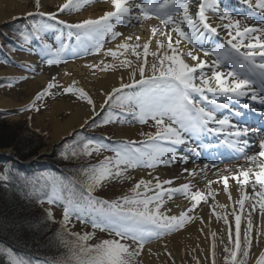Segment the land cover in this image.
Instances as JSON below:
<instances>
[{
    "label": "snow or ice",
    "instance_id": "obj_1",
    "mask_svg": "<svg viewBox=\"0 0 264 264\" xmlns=\"http://www.w3.org/2000/svg\"><path fill=\"white\" fill-rule=\"evenodd\" d=\"M87 2L88 0H64L56 11L45 12L41 11V0H35V11L28 12L27 16L46 17L67 29L68 36H75L79 45L78 51L72 55L83 51L85 55L102 53L106 57L111 56V62L101 60L99 63L88 64L87 67L101 72L123 69L128 72L130 82H125L121 76L119 86L105 93L101 109L114 103L121 113L130 114L142 125L151 121L155 131L141 132L144 139L140 141H116V146L112 148L105 143L106 136L88 137L82 148L65 146L61 156L66 160L80 155L89 156L92 152L99 153L101 150H111L114 155L105 156L96 164L82 166L79 171L83 179L71 178L65 183L63 179L52 176L45 178L52 186L48 202L63 203L60 224L62 230L72 237L64 239L61 236V242L68 250L67 255L52 264H140L139 257L145 244L152 238L184 229L186 224L196 218L193 213L201 202L209 204L217 219H222L225 225H229L227 243L223 248L224 264H247L253 240L259 244L260 237L264 235V136L259 139V150L247 154L245 150L251 147L247 137L250 133L258 134L259 129L241 128L232 123L228 116L217 118L216 111L228 109L230 105L238 104L242 98L248 97L262 107L256 108L251 103H244L243 108L248 113L234 111L232 115L242 118L239 123L254 119L253 113L264 117V25L242 26L239 19H233V12L239 10L232 0H223L224 11L219 17L221 21L227 20V23L215 26L209 23L205 10L208 7L218 9L222 0H202L194 16L187 0H110L111 10L95 18H85L75 23L58 19V13L80 10ZM235 4L246 5L252 13L264 19V0H235ZM153 18L159 23L149 28L150 35L142 42L140 36H123L115 30V24L128 25L133 20L144 22ZM249 18L252 17L245 16V19ZM169 25H172L170 30ZM184 25L187 26L186 29ZM48 27L47 24L33 23L30 30L20 33V39L25 43L33 38L40 41ZM221 29L226 32L224 42L217 44L215 48H206L203 38L209 34L210 39L218 38ZM118 37L122 38L115 49L105 48L107 39L116 40ZM152 45L154 50L150 47ZM185 45L191 47L186 50ZM68 47L63 41L56 47L43 43L40 48L41 57L49 66L59 65L64 62L63 57L67 54ZM201 53L204 57L214 56L215 59L209 63L201 58ZM129 56L135 59H130ZM54 89H59L61 94H71L78 100L86 101L92 107L93 116L97 114L92 97L83 87L78 86L75 80L67 85L59 84L55 77L35 93L26 108L39 111L38 102L43 97L54 94ZM208 93L213 94L214 98L209 99ZM204 101L207 102L206 105ZM23 110L22 108L21 111ZM109 112H112L111 107ZM112 119L110 115L102 123H110ZM87 124L88 120H85L81 128ZM205 133L223 134L224 142L237 149L244 161L231 177L223 175L217 181L209 180L206 191H193L191 183L172 186L171 179L142 177L126 193L114 199L94 195L95 190L107 180L131 179L127 176L129 169L155 168L186 159V156L178 154L180 148L188 145L193 136ZM186 150L196 151L195 148ZM225 167L228 168L227 165ZM184 171L191 176L196 174L188 169ZM230 178L239 188V198L235 200L229 189ZM213 183L223 184V192L227 195L229 204L238 206L239 212L233 207L231 213H228L225 205L216 203L218 193L213 189ZM176 194L183 195L190 201V206L178 215L171 214L165 200V197L171 200ZM210 198L212 203H209ZM246 202L250 211L247 227L242 233L241 214ZM216 207L223 211H216ZM257 209L262 223L256 227L254 236L251 215ZM51 215L49 211V218ZM73 216L81 223H90L93 232H68L67 225ZM230 217L235 221V239L229 223ZM200 220L201 223L204 222L203 217ZM97 229L107 231L112 238L102 239L94 244L87 243ZM212 236V264H216L215 233ZM148 251L151 253L152 250ZM11 264H31V261L14 257ZM255 264H264V250L260 251Z\"/></svg>",
    "mask_w": 264,
    "mask_h": 264
},
{
    "label": "bare ground",
    "instance_id": "obj_2",
    "mask_svg": "<svg viewBox=\"0 0 264 264\" xmlns=\"http://www.w3.org/2000/svg\"><path fill=\"white\" fill-rule=\"evenodd\" d=\"M43 2H47L48 0H42ZM195 1H198V4H195ZM64 2V1H63ZM62 2V3H63ZM189 4V10L195 15V13L199 10V6L202 3L201 0H187ZM255 2V0H253ZM235 3V0H233ZM222 6V3L220 4ZM219 6V7H220ZM238 9L247 11L251 16H256V19H260L261 17L256 14L252 13L250 9L246 5H238ZM43 10L46 11L47 4L43 6ZM210 11L205 10V14L208 17L209 23L213 24V26L220 24L218 21L215 20L214 12L220 11V8L208 7ZM111 10V3H95L91 6L83 9L82 12L77 14H72L68 18V22L75 23L81 19L85 18H95L99 15H102L105 11ZM32 8L26 7L22 0H0V26L8 22L9 19H13L18 17L19 15H26L28 12H32ZM259 20V21H260ZM179 22V21H178ZM138 21L133 20L130 24L125 25L124 27H119L118 30L123 34V36H140L141 42L146 40L150 35L149 28L151 26L158 25V21L156 19H152L150 21H146L143 24H137ZM264 25L262 21L255 27H260ZM172 25L168 26V30H170ZM185 29L187 28L184 25ZM203 31V29H201ZM209 35H206L203 38L204 45L208 44V42H214L215 38H209ZM226 32L225 30H220L219 38H225ZM122 37H118V39L111 43L108 48L115 49L116 45L119 43ZM175 34H173V40H175ZM60 42L63 41L64 43L68 44V49H66V53L71 55L73 52L78 51L79 45L75 39H71L68 37L61 38ZM59 42V43H60ZM154 50V45L150 46ZM191 45H185V49L190 48ZM98 55V54H97ZM202 59H206L209 63L213 60L210 57H204L203 54H200ZM36 57V56H35ZM99 57H103L106 62L109 61V56H104L102 53L99 54ZM130 59H135L134 57L129 56ZM94 59V58H93ZM97 59V58H96ZM151 60V57H149ZM95 62V61H94ZM92 62V63H94ZM90 62L88 60L82 61H74L69 62L65 65L64 69L59 72V79L65 83H71L72 80H75L78 86L83 87L86 91L91 90L93 87L96 90L95 97H93V101L96 106V115H99L102 112L100 107L101 104L104 103L105 100V93L111 91L113 87H118L120 83V77L123 76L124 81L126 82L129 80L128 72L119 69L115 71H104L99 72L98 75L89 77V68L87 65ZM24 65L28 67L29 70H34L36 61L31 57L24 58ZM222 71H226V69H221ZM67 73V75H65ZM211 74L210 72L208 73ZM24 75V73H20L14 71L13 69L9 70H0V77L9 78L11 80H16L19 77ZM29 79L24 80L23 88L27 91L28 95H35L37 91H39L43 84H44V76H39L35 78V74H27ZM138 78V77H137ZM130 82V81H128ZM259 85H257V89ZM209 94V95H208ZM209 99L214 98L213 94L208 93ZM30 96V97H31ZM28 99L24 100V103H17L12 101L11 99L1 98L0 99V108L6 109L11 108L13 106H22L28 102ZM98 102V103H97ZM244 103H251L254 107L260 108L259 104L255 101H250L248 97H244L238 104L230 105L229 109L226 111V116H228L232 123H237L240 121V117H235L232 115L234 111H242L244 113H248L247 109L243 108ZM53 111L51 113L45 114L47 119L51 124V144L58 142L61 138L69 135L77 128H81V125L84 124L85 120H90L93 118L92 107L80 101H76L73 103L70 99H56L53 101ZM259 105V106H258ZM226 110V109H223ZM64 111L68 114L65 119L61 120L58 119V113ZM257 115V113H253ZM139 129L135 126L117 129L116 137L119 140L122 139H137ZM213 134V133H212ZM264 135H260L259 138ZM207 137H210L209 135ZM223 141H225V136L223 137ZM223 144L227 145V143L222 142ZM259 140L257 142L258 146ZM50 144V145H51ZM229 147V146H228ZM187 148H195V152L187 151ZM212 146L210 147H196L194 143L189 141V144L186 146H182L179 150V155L186 156V159H182L174 164L171 165L169 169H161L158 168L156 170L147 172V171H137L139 176L149 179L159 177L161 180H168L171 179L173 181L172 186H178L182 183H191L193 187V191L196 189H200L206 191L207 182L217 181L220 176L227 175L231 177L233 173L237 171L238 166L243 165V162L235 163L231 166L226 167H217L212 166L211 162L201 163L195 162L196 159L199 157L200 153L205 150L209 152ZM230 149V147H229ZM217 151L222 153L225 156V153L222 150V146L217 147ZM213 152V151H212ZM211 153V152H210ZM214 153H211V155ZM184 169H188L189 171H194L196 174L191 176L188 172H185ZM165 187H168L167 185ZM213 189L217 191V196L215 197V201L217 204H223L226 206L225 210L228 213H231L232 208L236 207L237 211L239 212V207L235 205H230L228 201L227 195L223 192V184L222 183H213ZM229 189L232 193L233 200L238 199V192L239 188L235 184L231 178L229 179ZM249 191H251L249 189ZM166 200V207L171 209V214H179L180 211L185 210L187 207L190 206V201H188L183 195L176 194L172 197L171 200ZM209 203H212L211 198ZM247 204V202H246ZM216 211L222 212L219 207H216ZM193 215L196 217L190 223L186 224L184 229H180L174 231L169 234H165L160 238H152L145 244V247L142 251L140 257V264H166L169 262V259L173 261L175 264H183L184 257L191 254L193 256V252H196L197 256L200 259L204 257L205 260L210 261L212 259V255L210 253V249L212 247L213 236L212 233H216L217 237L216 240L218 242V251L222 246L225 244L226 239V225L224 224L222 219H217V217L212 213L209 204L201 202V204L194 210ZM200 217H203L204 222L201 223ZM234 220V218H232ZM242 220V219H241ZM262 223V217L258 211V214L255 216L253 220L254 224V232L253 235L255 236V229L259 227ZM234 236V235H233ZM223 240V243L221 241ZM253 244L256 246L251 248L250 257L247 264H255L256 258L259 256L261 250H264V235L260 237L259 244H257L256 240H253ZM151 249V253L148 251ZM170 254V255H169Z\"/></svg>",
    "mask_w": 264,
    "mask_h": 264
},
{
    "label": "rangeland",
    "instance_id": "obj_3",
    "mask_svg": "<svg viewBox=\"0 0 264 264\" xmlns=\"http://www.w3.org/2000/svg\"><path fill=\"white\" fill-rule=\"evenodd\" d=\"M22 1L26 5V7L33 9L32 12L35 11V0H22ZM63 1L64 0H48V3H47V2H43L41 0V4H42L41 11H44L43 6L46 4H47V9L45 12L56 11L58 9L59 5ZM105 2H110V0H88L87 4L84 7H82L80 10H65L63 13H58V19H62V20L67 21L68 18L72 14L80 13L83 11V9L91 6L92 4L105 3ZM138 2H144V0H138ZM201 2H202V0H201ZM196 3L198 4V1H195V4ZM221 3L223 4V0ZM232 3H233V0H232ZM233 4L236 7V4L235 3H233ZM220 9H221L220 11L214 12V14H215L214 18L220 24L227 23V20L221 21L219 18L220 15L224 11V4L221 6ZM206 10L210 11L208 8H206ZM232 15H233V19H239L241 21L242 26H255V25L259 24L258 20H256V18H254V17H252L250 19H245V16H247L246 12L243 13L241 11H237V12H233ZM153 19H155V18H153ZM10 20H12V21H10ZM18 20H20V21L17 22ZM28 20H29V16L27 18V14L26 15H19L16 18L9 19V21L11 22L10 24H12L11 28L12 29L15 28L19 33H22V32H25L28 30V27H29V21ZM36 20L38 22H40L39 24L43 23V24L49 25L47 30L43 33V36L47 38L48 43L52 44L53 47L58 46V44L60 42V40H59L60 37L61 38L68 37V38H71L72 40L75 39V36L69 37L68 33H67V29H65L62 25H58L56 23V21L49 20L46 17L41 19L40 16H37ZM145 22L146 21L138 22L137 24L141 25ZM6 23H8V22L6 21ZM3 24H5V23H3ZM8 26L9 25L4 27V25H3V27H1V28L7 29ZM124 26L125 25L122 23L115 24V30L120 32V30H118V28L124 27ZM116 40H112L110 38L107 39V41L105 43V48H108L109 45L111 43L115 42ZM0 41L5 42V39L0 38ZM223 42H224V38L223 39L219 38L218 41H216L215 43H208L209 45L205 46V47L206 48H215L217 44H220ZM12 43H13V51L9 52V53L6 52V53H8L7 54L8 56H5L6 60L2 59L5 62L0 63V70L4 71V70L13 69L14 71L24 73V75H22L21 77H19L16 80H11L9 78H6V79L1 78L2 80H5V84L0 86V99L1 98L11 99L12 101L17 102L19 104L24 103L25 99L29 98V100L26 104H24L22 106H19V107L13 106L11 108H6V109L0 108V110L9 113V115L4 117L5 118L4 120L6 121V124L8 126H18L21 128V130L24 129V130H27L29 132H33L35 134L40 135L41 141L42 140L44 141L43 142L44 146L39 151V156H46V157L51 156L53 149L56 146L50 148L51 139H52V137H51V124H50L49 120L47 119V117L45 116V114L51 113L53 111L51 109V108H53V104H52L53 101L56 99L61 100V99L65 98V99L72 100L73 103H76V101H80V102L85 103V104H87V103H86V101L78 100L75 96H73L71 94H67V95L61 94L59 89H54V90H52L54 94L43 97L42 100L40 102H38L37 106L39 107V111H36L35 109L29 110L26 108V105L32 100L34 95L33 96L28 95L27 91H25L23 88L24 80L29 79V78H27L28 77L27 74H35V78L39 77V76H44L43 86H46V84L50 80H52L53 77L56 78L57 83L62 84V85H67L68 83L60 81V79H59V72L62 69H64V67L67 63L74 62V61L88 60V62H90L89 64H91L94 61H95L94 63H99L101 60H104V59H103V57H99V54L98 55L97 54L85 55L83 51H79L78 55L66 54L63 57L64 62L60 63L59 65L49 66L41 57L40 48H41V45L44 43L43 40L37 41L33 38L27 43H25L24 41L22 43H18L16 40H13ZM46 43H47V41H46ZM22 46L25 47L26 49L23 48ZM25 57H31L32 59H34L36 61V65H35L34 70H32V69L29 70L28 67L26 65H24V58ZM209 57L211 60L215 59L214 56H209ZM111 60H112V57L109 56V61L111 62ZM89 71H90L89 77L96 76L99 74V72H101L99 70H94L91 68H89ZM128 81L129 80H127L126 82H128ZM87 92L89 93V95L92 98L95 97L96 90L94 87ZM203 103L205 105L207 104L206 101H204ZM111 106H116V105L113 103ZM208 106L211 107L210 105H208ZM108 107H110V106H105L102 109L104 111H102V114H100V117H99L101 122H102V120H105L102 118L106 117V114L108 112ZM22 108L24 109L23 111H21ZM117 108H119V107H117ZM228 109H226V110L218 109L216 111L217 118H223L224 116H226V111ZM119 111L121 112V110H119ZM115 114L120 119H118V120H116V118L112 119V122L106 123V124L98 122V124L93 128V131H95L96 134H98V132H101V134L103 136L107 137V140H105V143H107L110 146V148L112 147L111 143H114L113 144L114 146L116 145L115 142H109L110 136L112 138H114V140H116L117 139V137H116L117 129H119V128L123 129V128H128V127H133V126L137 127L139 129V131H138L139 137L137 139H129L132 141H140V140L144 139L140 135L141 132L155 131V128H154L151 121H149V123H147V124L142 125L139 122H137L130 114L118 113L117 111L115 112ZM66 116H68V114L65 113L64 111H62V112L58 113L57 118L63 120V119H65ZM259 118L261 121H257V124H256L257 126H261V128H258L259 133L258 134L250 133L249 137H247V139H249V141H250L251 147L249 149H246L245 151L249 155L252 154L253 151L259 150L258 146H257V142L260 139L259 136L264 135V126H262V122H264V117L259 116ZM121 121H123V122H121ZM236 124H238V126L241 128H243V127L255 128L253 126H248L247 123L237 122ZM74 133H76V131L72 132V134L66 138L72 137ZM218 135H219L218 140L217 139H214V141L203 140L204 142H206V144H204V145L202 144V147H209L210 145H216L217 143L224 142L223 141L224 135L223 134H218ZM203 136L204 135H201V137H203ZM201 137H200V135L199 136H193L191 139L198 140ZM66 138H63L60 142H58V144H60L61 142L63 143V140ZM122 140H126V139H122ZM199 140H201V139H199ZM65 144H64V148L67 145V144L66 145ZM70 144H69V146H71ZM137 146L143 147V145H137ZM222 149H223V152L225 153V156L219 154L218 152H216L215 154L209 155L211 153H207L205 150H203L202 154L196 159L195 162L201 163V165H203L204 163H207V162H211L213 164L212 166H217V167H221V166L225 167L226 165L231 166L235 163L243 162V159H242V157H241V155L237 149H234L231 147L229 149L225 145H222ZM9 151H10L9 149L6 150V152H9ZM112 155H114V153L111 150H101L99 153L92 152V154L89 156L80 155L77 158H71L70 157V160H71L70 164H73L74 166H76L78 168V171L75 173L80 175L79 170L81 169L82 166L87 167L89 165L96 164L100 160H102L105 156H112ZM158 168L169 169V168H171V165H158L155 168L142 167V168L129 169L127 172V176L131 177V179H110V180H107L103 183L102 187L97 188L95 190L94 195L101 197V198H104V199H114L116 196L123 195L124 193H126L128 191V189L130 187H132V185L136 181H138L140 178H142V176H139L137 174V171L142 170V171L150 172V171L156 170ZM74 170H77V169H74ZM146 179H149V178H146ZM64 194L67 195V192H65ZM48 199L45 201L44 207L46 209L47 215H48V212L51 211L52 215H51V218H49V219H50V222H51L50 224L53 227L52 229H53L55 235L58 236L59 238H61V236H63L64 239H72L71 236L67 235V233H65L62 230V227L60 224V221L62 219V214H63V203L60 201H55V202L49 203ZM249 211H250V209H249L248 205L246 204L245 210L241 214V216H242V218H241L242 219L241 220V232L242 233H243L244 229L247 227V218H248V212ZM257 214H258V209L256 212L252 213L251 219L254 220V218ZM229 223H230V226H231L232 231H233V235H234L233 239H235V221L231 217H230ZM228 228H229V225H226L225 244L227 243ZM67 230H68V232H76V233H81V234H83L85 232H93V229H92V226L90 223H81L80 220H78L75 216L71 217L70 222L67 225ZM216 237H217V235L215 233V244H216L215 261H216V264H224L223 248H224L225 244L218 251L219 247H218V242L216 240ZM108 238H112L110 233H108L107 231L102 232L99 229H97V230H95V235L92 237L91 240L87 241V243L94 244V243L99 242L102 239H108ZM212 244H213V242H212ZM255 246H256V244L252 245V250ZM64 248H65V246H64ZM67 251H68L67 248H65V251L63 253H60L59 257H65L67 255ZM0 252L4 253L10 260H12L14 257H17V255L15 253H13L12 251L9 252L8 249H6L5 247H2V246H0ZM210 253H212V247L210 249ZM250 253H251V249H250ZM190 255L191 254L184 257L183 264H197V261H199V264H212V259L210 261L205 260L204 257H201L203 259H200L197 256L196 252H193L192 257ZM238 255H240V254L238 253ZM140 257H139V261H140ZM249 257H250V254H249ZM249 257L247 259V263H248ZM166 264H175V263L169 259V262H167Z\"/></svg>",
    "mask_w": 264,
    "mask_h": 264
},
{
    "label": "trees",
    "instance_id": "obj_4",
    "mask_svg": "<svg viewBox=\"0 0 264 264\" xmlns=\"http://www.w3.org/2000/svg\"><path fill=\"white\" fill-rule=\"evenodd\" d=\"M36 17H29L28 30L33 23H40ZM10 23L3 24L4 27L9 25L7 29L0 26V37L5 39V42H0V61L13 51L12 40H8L6 36L23 42L20 33L15 28L12 29ZM4 84L5 80L0 79V86ZM110 107L112 112L108 109L106 117L102 119H107L110 115L113 119L116 117V110L113 109L116 106ZM7 115L8 112L0 110V246L11 250L19 258L30 260L31 264H52L53 261L64 258L59 257V254L65 248L61 238L55 235L44 207L52 191L51 184L45 178L52 176L63 179L65 183L71 178L83 179L75 173L78 168L70 164V158L63 159L61 152L65 149V143L68 146L71 143L70 147L82 148L86 138L101 137L93 131L101 121L99 117L91 120L72 137L55 145L51 156L46 157L39 156V151L44 146L41 136L21 130L18 126H8L4 120ZM7 149L10 151L6 152ZM0 264H11V260L2 252Z\"/></svg>",
    "mask_w": 264,
    "mask_h": 264
},
{
    "label": "water",
    "instance_id": "obj_5",
    "mask_svg": "<svg viewBox=\"0 0 264 264\" xmlns=\"http://www.w3.org/2000/svg\"><path fill=\"white\" fill-rule=\"evenodd\" d=\"M77 129H79V128H77ZM75 130H76V129H75ZM75 130H74V131H75ZM74 131H73V132H74ZM71 134H72V132H71L69 135H71ZM69 135H67V136H65V137H63V138H66V137H68ZM63 138H61L58 142H60ZM58 142H56V143H54V144H51V145H50V148H51V147H54Z\"/></svg>",
    "mask_w": 264,
    "mask_h": 264
}]
</instances>
